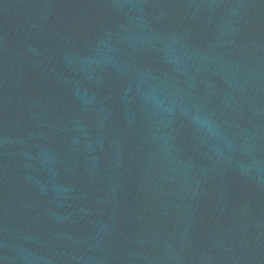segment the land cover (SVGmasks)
I'll list each match as a JSON object with an SVG mask.
<instances>
[{"label": "water", "instance_id": "water-1", "mask_svg": "<svg viewBox=\"0 0 264 264\" xmlns=\"http://www.w3.org/2000/svg\"><path fill=\"white\" fill-rule=\"evenodd\" d=\"M0 264H264V0H0Z\"/></svg>", "mask_w": 264, "mask_h": 264}]
</instances>
